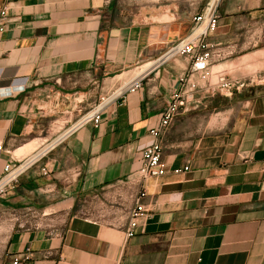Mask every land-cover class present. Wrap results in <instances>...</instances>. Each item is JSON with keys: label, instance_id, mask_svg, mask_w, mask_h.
I'll return each mask as SVG.
<instances>
[{"label": "crops", "instance_id": "0c3cea01", "mask_svg": "<svg viewBox=\"0 0 264 264\" xmlns=\"http://www.w3.org/2000/svg\"><path fill=\"white\" fill-rule=\"evenodd\" d=\"M118 4L0 0V177L31 161L0 198V264H264L263 61L248 64L264 56V0L210 2L218 27L206 41L230 55L209 83L244 84L229 97L189 74L186 57L156 61L200 12ZM138 79L99 126L77 125ZM177 93L183 105L158 137L166 173L140 182L149 132ZM139 190L145 215L127 238Z\"/></svg>", "mask_w": 264, "mask_h": 264}, {"label": "built area", "instance_id": "2783aa9c", "mask_svg": "<svg viewBox=\"0 0 264 264\" xmlns=\"http://www.w3.org/2000/svg\"><path fill=\"white\" fill-rule=\"evenodd\" d=\"M6 13V8L0 12V33L3 31ZM217 27V9L211 11L209 3L202 12L192 17V26L188 35L181 41L172 45L167 52L156 61H158V63H163L174 56L186 57L190 65L188 70L189 74H198L211 92L229 97L232 96V93L242 89L244 84L242 82L238 83L227 79L222 75L217 76L215 82L209 83L212 62L221 60L230 55V52L224 51V47L210 45L206 41L207 36L215 32ZM185 80V77L180 78V82L182 83H184ZM140 85L141 80L138 79L130 85H124L110 92L108 95L99 97L88 113L81 117L77 125L92 123L94 127L99 126L104 111L126 93H133L138 90ZM182 98L180 93L175 94L166 111L162 114L158 127L150 130L149 133L154 139V142L148 145L142 152V165L136 173V179L138 181L141 182L146 179L161 177L166 173V164L162 160L158 137L160 132L168 125L172 115L177 111V108L183 105ZM70 131L71 128L63 133L61 137H58L56 141L64 137ZM30 165L31 161H24L16 165H7L4 167L3 175L0 177V198L7 194L8 188L17 181L18 177L28 169ZM187 169L188 167H185L183 169H176L173 172L177 174ZM42 174L44 176H49L45 168L42 169ZM143 196L144 193L142 190H139L135 195L131 196L132 207L127 210V224L124 230V234L127 238H131L135 235L139 226L138 223L145 215L144 206L141 202ZM12 264H19L18 260H14Z\"/></svg>", "mask_w": 264, "mask_h": 264}, {"label": "rangeland", "instance_id": "374dc122", "mask_svg": "<svg viewBox=\"0 0 264 264\" xmlns=\"http://www.w3.org/2000/svg\"><path fill=\"white\" fill-rule=\"evenodd\" d=\"M119 1V7L123 9V12L126 14L127 12H137L138 10H142L146 6L155 7L156 10L162 9V8H168L170 6H177L179 10L184 11H195V12H201L210 2L211 0H118ZM221 0H218L217 7L219 5ZM216 7V9H217ZM263 61V67L261 70L262 74L258 79L257 82L261 81L260 83H264V56L261 58H254L251 57L248 61V64L251 67H254L255 63H260ZM260 68V66H259ZM263 69V70H262ZM253 69H247L246 73H252ZM233 95V93H232ZM2 218V222H5L2 227V232L4 233L7 229V215L4 213L2 216H0V219ZM3 233H1L0 239L3 238Z\"/></svg>", "mask_w": 264, "mask_h": 264}, {"label": "bare ground", "instance_id": "6f19581e", "mask_svg": "<svg viewBox=\"0 0 264 264\" xmlns=\"http://www.w3.org/2000/svg\"><path fill=\"white\" fill-rule=\"evenodd\" d=\"M210 10H211V11H213V10H215V8H214V9H212V7H210Z\"/></svg>", "mask_w": 264, "mask_h": 264}]
</instances>
